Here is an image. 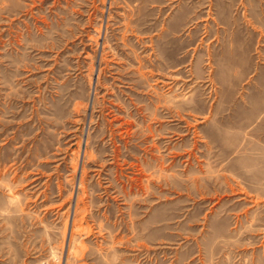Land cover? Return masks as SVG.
Returning a JSON list of instances; mask_svg holds the SVG:
<instances>
[{
	"label": "rangeland",
	"instance_id": "374dc122",
	"mask_svg": "<svg viewBox=\"0 0 264 264\" xmlns=\"http://www.w3.org/2000/svg\"><path fill=\"white\" fill-rule=\"evenodd\" d=\"M0 264H264V0H0Z\"/></svg>",
	"mask_w": 264,
	"mask_h": 264
}]
</instances>
